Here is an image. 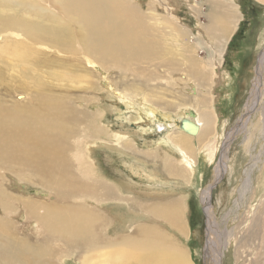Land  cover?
Wrapping results in <instances>:
<instances>
[{
	"label": "bare ground",
	"instance_id": "6f19581e",
	"mask_svg": "<svg viewBox=\"0 0 264 264\" xmlns=\"http://www.w3.org/2000/svg\"><path fill=\"white\" fill-rule=\"evenodd\" d=\"M197 1L185 0V5L189 9L196 8ZM224 3L213 7L208 4V15L215 11L219 19L215 18L223 23L216 35L202 30L211 42L215 41L213 39L222 41L220 46L217 44V48L212 46L213 43L209 47L212 67L215 63L216 67L219 66L216 55L221 61L229 43L230 36L226 37L225 31L232 26L234 32L243 19L238 14L237 4L230 3L228 6L233 10L229 11ZM171 27L178 40L193 34L182 27ZM149 30L143 15L136 10L131 0H0V36L4 34L2 38L5 40L2 50L10 58H15L21 67H26L24 71H19V78L16 79L19 83L7 89L3 87V91L0 89L3 95L0 97V171L13 176L18 171H25L39 182V188L32 195L22 197L9 191L3 176H0V264H61L70 256L60 254L56 258L50 245L56 242L64 244L71 253L82 249L95 252L94 255L84 256L80 264H192L180 249L181 245L175 243L159 226L168 225L179 237L187 239L189 228L185 227L182 202L186 198H181L178 191L189 188L190 181L197 174L195 158L202 153L212 160L216 153L213 142L218 116L210 107V102L200 101L192 84L185 87H188L186 95L178 92V96L182 102H191L193 105L177 108L166 103H163L164 106L155 104L153 96L150 98V95L134 85L127 88V94L122 91L117 93L111 88L122 107H112L110 111L115 114L122 128L110 133L98 126L103 112L106 113L109 107L101 111L97 107L85 111V107L81 106L99 104L92 95L94 86L98 88L91 81V76L96 75L93 68L120 72L123 70L122 63L138 62L154 47L153 40L147 36ZM202 33L200 31L196 36ZM15 38L20 40L16 41ZM200 42L198 38L197 44ZM189 44L188 41L186 45L190 48ZM263 63L260 59L259 66L255 68L251 102L247 103V108L250 103L253 110L264 94L260 79ZM107 64L118 68L108 69L105 67ZM48 73L52 75L51 79ZM179 76L181 83L185 76ZM61 77L62 83L58 84ZM48 81L55 85H49ZM75 82L87 85L80 90L84 93L73 94L78 96L73 107L63 106L65 100L72 98V92L59 91L63 86H72ZM177 85L182 87L179 83ZM10 87L13 91H21L24 96L15 95L7 106L4 99ZM118 87H115L116 90H119ZM162 99L158 98L156 102L162 103ZM194 103L198 104V109L194 108ZM263 116L264 113L259 114L257 122L250 125L252 132L243 147L248 146L254 132L259 131L260 118L263 119ZM185 119L198 127L196 135L180 128V122ZM145 121L148 126H138L129 131L122 125H144ZM81 124L85 125L83 130H79ZM150 131L157 133V139L150 144H141V136L144 137ZM95 148H103L124 159V166L140 181L126 179L117 191L111 184L93 178L95 167L87 158ZM219 173L218 168L216 175ZM259 179L258 189L262 190L264 170ZM47 189L53 191L56 202H42L51 197H46ZM256 193L247 210L246 222L260 206L261 197L258 199ZM84 200L110 203L111 210H108L114 217L107 220L101 214L92 213L78 203ZM256 216V229L240 246L238 258H243L245 253L252 257L262 243L264 218ZM15 217H24L25 225L33 223L41 239L32 243V238L27 240V237H18L13 229L14 223L10 220ZM115 223V229L122 231L131 232L134 228L133 235L118 240L101 238L97 242L100 225L105 230L107 226L114 227ZM102 243L104 246L100 247Z\"/></svg>",
	"mask_w": 264,
	"mask_h": 264
},
{
	"label": "rangeland",
	"instance_id": "374dc122",
	"mask_svg": "<svg viewBox=\"0 0 264 264\" xmlns=\"http://www.w3.org/2000/svg\"><path fill=\"white\" fill-rule=\"evenodd\" d=\"M183 1L131 0L136 10L143 15L144 21L150 29L147 36L153 40L154 47L151 48V51L145 57L138 59V62L130 61L129 63L127 62V65L122 63L121 67L125 72L123 70L120 72L108 70L118 68L112 66L113 64L105 65L108 71H100L97 68H93L96 75H93L94 77L91 76V81L97 84L98 88L94 86L92 95L96 97L95 99L99 104L89 105V107L81 104V106L82 108L85 107V111L93 110L94 107L99 108L101 111L103 108L107 109L109 107L106 113L103 112L104 115L99 119L98 126L105 131L108 130L110 133L113 130L116 131L122 128L115 114L110 111L112 107L116 109L122 107L121 103L117 101L116 95L110 90L111 88L117 93L122 91L127 94L129 92L127 88L134 85L139 90L150 95V98L153 96L155 104L164 106L163 103H166L177 108L184 105H193L191 102H182L178 94L183 93L186 95L188 87L191 84L194 85L195 91L198 93L197 97L201 99L200 101L210 102V107L214 109L218 116L216 136L213 142L216 145V153L212 160L207 159V156L200 153L195 158L197 161V174L190 181L191 185L184 191H178V195H181V198H186L182 202L184 204L183 218L185 227L188 226L189 228L187 239L186 237H179L168 225H161L162 227L155 225L165 231L175 243L177 242L181 245L179 246L180 249H182L192 264H247V262L248 264H264V237L252 257L248 253H245L243 258H238L237 255L240 246L250 237L253 229H256L255 216L258 214L259 219L264 218V188L262 190L258 189L260 173L264 170V116L263 119L260 118L259 131L254 132L251 143L243 147L248 135L252 132L250 125L257 122L259 114L264 113V94L255 103L254 110L251 109L250 103L248 104L249 108H247V103L251 102L252 83L256 76L255 68L259 66L260 59L264 61V0H232L238 5L240 11L238 14L242 15L243 19L238 23V29L234 32L232 26V28L230 27L225 31V36H230V40L224 49L221 61L216 55L217 61L220 62L218 67H216L217 63H215L214 67L210 66L212 55L209 47L213 43L212 46L217 48V44L220 46L222 41L213 39L215 41L211 42L206 32L202 33V30L205 29L210 34L216 35L223 25L218 20L219 15L215 11L208 15L209 3L213 7L215 4L222 6L226 2L224 6L229 11H232L233 8L228 6L232 2L230 0H223L222 2L221 0H199L196 2L197 7H193L194 10H192L193 8L189 9L185 5V0ZM157 3L158 5H156ZM215 17H218V19ZM166 20L169 22H166ZM171 25L177 28H185V30L195 35L192 34L178 40L175 38L178 36L172 32ZM230 29L233 30L231 31ZM200 31L202 33L201 36H196ZM3 36L4 34H2ZM8 36L13 38L10 34ZM206 36L207 38L205 39ZM2 37L0 36V70L2 71H0V78H2V80L0 79V89L3 91V87L7 89L9 86L12 85L14 87L19 83L16 80L19 78V71H24L26 67H21L15 58L12 56L10 58V55L4 53L2 49L5 46V40ZM202 37L204 38L202 39ZM198 38L201 41L200 44H197ZM15 40L19 41L20 39L15 38ZM188 41L192 46L189 44L190 48L186 45ZM194 44L197 45L195 46ZM54 55L56 56V54ZM2 64H4V67ZM12 69L14 70L12 71ZM6 71L11 75L7 74ZM260 72L261 90L264 93V66L262 71L260 69ZM55 74L58 76V73ZM179 75L185 76L181 83L179 82ZM9 76L13 78H7ZM48 76L51 79L52 75L50 73H48ZM52 80L54 81L55 78ZM61 80L62 77L59 79L58 84L62 83ZM187 80H190L191 83H188ZM10 81H12V84ZM48 83L49 85H55L51 81H48ZM178 83L182 87H179ZM86 86V84L81 82H75L72 86H63L59 92L65 93L70 90L69 92H72V98L74 99L65 100L62 105L73 107L74 102L78 98V96L73 94L80 95V93H84L80 92V90L84 89V87L86 88ZM116 86L120 87H118L119 90H116ZM186 86H188L187 89H185ZM17 91V89L13 91L11 87L9 91H6L7 96L4 100L7 106L12 103L15 95L24 96V94L20 93L21 91ZM109 92H111L110 95H108ZM0 97H3L2 93ZM7 97L8 102L6 101ZM158 98H163L162 103L156 102ZM194 108L198 109V104L194 103ZM250 109L252 110L251 113H249ZM105 120L107 121L105 122ZM147 123L145 121L144 125L132 124L128 126L124 123L122 125H124L125 130L129 131L133 128H138V126H148L149 124L146 125ZM84 128V124L79 126V130ZM149 133L144 135V137L141 136V144H150L152 140L157 139V133H154V131ZM130 139L137 143V140L133 137ZM70 141L73 142L74 139L71 138ZM196 144L195 146H197ZM89 155L91 156L87 159L89 162L91 161L93 168L95 167L93 178L99 182L101 181L107 185L111 184L119 191L120 184L126 179L131 178L135 181H140L124 166V159L117 157V154L109 153L103 148H95ZM127 160L129 161L128 158ZM218 168L220 173L217 174L219 175L217 177L216 171ZM0 174V176H3L7 189L20 194L22 197H29L28 195H32V192L39 188L38 180L25 171H18L14 174L16 176L4 171H0ZM45 192H47L46 197L48 195L51 197L42 202L54 203L57 201L51 189H47ZM255 193L258 199L261 197L259 199L260 206H258L257 211H254L252 215L250 214L253 218L250 219L251 216L249 215V220L246 222V213ZM123 194L128 195L129 193L123 192ZM134 197L136 198V196ZM78 203L92 213L101 214L107 220L114 217L109 211L111 210L110 203H92L90 200L79 201ZM14 219L11 218L10 220L14 223L13 229L18 237H27V240L32 238V243L41 239V235H38L33 223V225L30 223L26 224V226L23 222L24 217L17 219L15 217ZM113 225L114 227L107 226L105 230L100 225L97 242L101 238L118 240V238L133 235L134 228L129 232V230L115 229L116 223ZM50 245L56 258L60 254L70 256L69 259L61 261V264H72L73 261L76 262L75 264H80L84 256L94 255L95 253L84 249L71 253L65 249L64 244L59 242L51 243ZM99 246L103 247L104 243L99 244ZM240 255H242V252Z\"/></svg>",
	"mask_w": 264,
	"mask_h": 264
},
{
	"label": "water",
	"instance_id": "95a60500",
	"mask_svg": "<svg viewBox=\"0 0 264 264\" xmlns=\"http://www.w3.org/2000/svg\"><path fill=\"white\" fill-rule=\"evenodd\" d=\"M180 128L191 135H196L198 130V127L194 123L186 119L180 122Z\"/></svg>",
	"mask_w": 264,
	"mask_h": 264
}]
</instances>
